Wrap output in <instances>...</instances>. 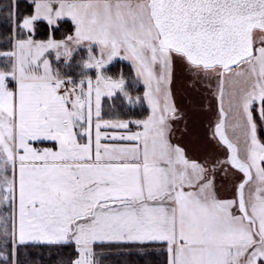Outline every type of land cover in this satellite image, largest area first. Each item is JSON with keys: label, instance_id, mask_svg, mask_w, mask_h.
<instances>
[{"label": "snow or ice", "instance_id": "1", "mask_svg": "<svg viewBox=\"0 0 264 264\" xmlns=\"http://www.w3.org/2000/svg\"><path fill=\"white\" fill-rule=\"evenodd\" d=\"M0 264H264V0H0Z\"/></svg>", "mask_w": 264, "mask_h": 264}]
</instances>
